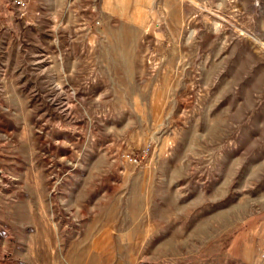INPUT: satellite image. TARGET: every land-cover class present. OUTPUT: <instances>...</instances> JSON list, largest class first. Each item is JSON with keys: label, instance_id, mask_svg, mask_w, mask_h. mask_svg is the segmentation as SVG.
Returning <instances> with one entry per match:
<instances>
[{"label": "rangeland", "instance_id": "374dc122", "mask_svg": "<svg viewBox=\"0 0 264 264\" xmlns=\"http://www.w3.org/2000/svg\"><path fill=\"white\" fill-rule=\"evenodd\" d=\"M0 0V264H264V0Z\"/></svg>", "mask_w": 264, "mask_h": 264}, {"label": "built area", "instance_id": "2783aa9c", "mask_svg": "<svg viewBox=\"0 0 264 264\" xmlns=\"http://www.w3.org/2000/svg\"><path fill=\"white\" fill-rule=\"evenodd\" d=\"M11 7L17 12V14L24 18L28 14L29 3L28 0H8ZM264 258V254L262 255Z\"/></svg>", "mask_w": 264, "mask_h": 264}]
</instances>
